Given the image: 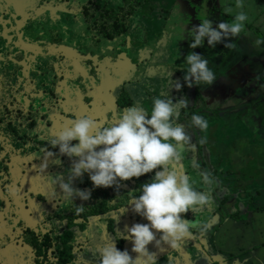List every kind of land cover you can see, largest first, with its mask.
<instances>
[{"label":"flooded vegetation","instance_id":"obj_1","mask_svg":"<svg viewBox=\"0 0 264 264\" xmlns=\"http://www.w3.org/2000/svg\"><path fill=\"white\" fill-rule=\"evenodd\" d=\"M193 5V0H0V264H97L99 247L117 238L116 233L148 223L127 203L140 195V186L154 172L122 181L118 190L94 188L84 173L72 186L91 190V198L74 200L75 206L85 207L77 216L74 205L58 199L59 187L55 197L37 169L46 162L42 175L63 174L67 181L75 158L51 148V138L81 116L107 126L131 106L145 107L150 115L152 99L162 92L174 103L189 97L177 123L193 136L196 150L186 154L181 170L197 181V190H204L191 168L195 159L201 170L212 172L217 184L212 207L183 217L208 222L203 235L193 230V238L179 249H158L153 243L148 250L156 254L158 264H192L196 257V264H223L222 214L254 211L253 175L259 159L251 149L254 143L244 145L240 139L242 135L247 140L250 131L237 111L245 95L236 93V113L222 117V102L200 93L209 91L208 86L188 87L183 79L189 53L213 62L220 85L226 60L222 49L208 46L207 38L203 46L190 48L192 29L205 18L203 6ZM176 83L184 84L177 90ZM192 115L208 120L207 132L192 126ZM228 124L235 125L230 141L225 134ZM253 127L254 140L257 131L264 130ZM201 136L207 137V144H199ZM45 149L54 153L47 161ZM245 151L251 153L245 157ZM56 159L61 163H53ZM239 188L244 189L239 195L245 196L233 192ZM252 238L249 233L243 240ZM114 243L136 256L130 240Z\"/></svg>","mask_w":264,"mask_h":264},{"label":"clouds","instance_id":"obj_2","mask_svg":"<svg viewBox=\"0 0 264 264\" xmlns=\"http://www.w3.org/2000/svg\"><path fill=\"white\" fill-rule=\"evenodd\" d=\"M235 7L241 11L234 15L232 22L222 21L215 27L213 21L207 18V13H204L205 18L192 29L190 48L203 46L207 38V44L212 48L222 43L225 48L234 49L236 45L231 38L240 36L249 19L242 10L243 0H236ZM232 12V7L225 8V14ZM185 63L188 68L183 79L188 87L194 84L210 86L216 81L217 76L209 68L208 59L202 55L189 53ZM175 88L179 90L181 85L176 83ZM185 107H188L187 99L174 103L168 92H162L152 99L150 115L145 107L131 106L107 126L89 116H81L70 121V127L50 139L51 148H58L61 156L75 158L67 170V181L63 174L42 175L48 166L46 162L37 169L52 186L55 197V188L59 187L62 195L58 199L64 203L74 205L77 198L81 201L91 198V190L72 186L73 181L84 173L88 174L94 188L115 186L118 190L120 182L154 172L151 180L140 186V195L132 196L127 203L135 214L145 218L148 223L133 224L127 228L126 234L116 233L118 239L131 241V252L136 256L130 255L128 250H119L114 243L118 239L113 238L99 247L97 264H158L156 254L148 250L149 244L154 243L158 249L167 245L175 250L180 248L183 241L193 238V230L200 235L208 230L209 223L204 220L183 218L189 211L196 215L202 209L212 207V192L217 184L212 172L201 170L195 159L190 161L191 168L200 178L204 190H197V181L181 170L186 154L196 150L193 136L189 135L184 125L177 123L180 109ZM191 124L201 133L207 132L209 128L208 120L201 115H192ZM199 144H207V137L201 136ZM43 152L45 161L54 155L48 149ZM53 163L60 164L61 161L56 159ZM125 210L123 207L121 214ZM84 211L82 204L75 206L77 216Z\"/></svg>","mask_w":264,"mask_h":264},{"label":"crops","instance_id":"obj_3","mask_svg":"<svg viewBox=\"0 0 264 264\" xmlns=\"http://www.w3.org/2000/svg\"><path fill=\"white\" fill-rule=\"evenodd\" d=\"M260 16L261 23L256 21L254 30L245 32L246 36L243 43L240 41L241 44L237 45L241 50L236 48L237 51L233 52L234 54L226 55L222 77L223 81L227 83L234 82L233 86L241 92L242 96L246 95L243 99L240 97V107L244 100H249L252 103L249 106L245 105L246 108L240 111V122L247 127L250 126V131L246 135L247 140L241 139V142L244 145L251 141L255 144L257 140L258 144L263 145L261 153L264 156V133L261 134L257 131L258 134L254 140L256 135H251L252 132H256V128L253 127L255 124L258 126L257 128L260 127L264 130V85L258 96H255V90L247 85L249 82L255 83L259 79L264 84V11L260 12ZM240 36L235 37L232 42L236 43ZM257 41H261V43H257ZM234 55L235 57H232ZM251 90H254L252 96L254 102L249 97ZM258 102L260 103L257 104ZM249 108L251 111L248 112ZM244 112L250 114L244 115ZM262 162V158L257 161L255 167L257 170L253 175L257 189L255 203H253L254 211L251 214H234L228 213V211L222 214L225 219L222 226V261L226 259L223 264H264V178L262 177L264 165ZM260 179L263 180L260 181ZM249 233L253 236L252 242L243 240L245 234Z\"/></svg>","mask_w":264,"mask_h":264},{"label":"rangeland","instance_id":"obj_4","mask_svg":"<svg viewBox=\"0 0 264 264\" xmlns=\"http://www.w3.org/2000/svg\"><path fill=\"white\" fill-rule=\"evenodd\" d=\"M193 3H194L195 6L196 5L203 6L204 12L207 13V18H209V19H211L213 21L214 27H215V25L217 23L222 22V21H226V22H229V23L232 22V20L234 18V15L238 11H241V9H237L235 7L236 0H193ZM243 4H244V7H243L242 10L247 14V16L249 18L248 21L245 22V30L240 34L241 36L237 40V42L235 43L236 47L234 49L226 48L227 52H223V50L225 51V47H224V45L222 43L221 44H217L215 46V48L218 47L219 49H222V54H223L222 56H224L225 54L227 55L229 53H231V55H232V53L233 52L235 53V51H237V49L241 50L239 48V46L237 47V45L243 43L244 38L246 36L245 32H249V31H251V29L254 30V28H255L254 26H256V21H260V18H261L260 12L264 11V0H243ZM226 7H232L233 12L230 13V14H225V8ZM260 23H261V21H260ZM196 26H198V24ZM231 39L235 40V38H231ZM240 41H242V42L240 43ZM232 57H235V55L232 56ZM212 64H213V62L211 64L209 63L208 66H209V68H211L213 70V67L210 66ZM224 64H225V60L222 62V68H223ZM221 83H222V85L219 84V79H217L212 85L208 86L209 89H210L209 91H204V89L203 90L201 89L200 93H203V95H204V97L206 99H217V100H220L222 102V117H225V116L227 117V116H231V115L236 113V111H235L236 107L234 106V103H233L234 100L233 99H234V96L236 95V93H239V90H236L235 86H233L234 82L227 83V82L222 80ZM182 84H184V83H181L180 85L182 86ZM247 85L249 87L253 88L255 90V93H254L255 96H258V95H260L262 86L264 84H263V81L261 79H259L257 82H255V83L254 82L253 83L249 82ZM217 86H221L222 88L223 87L224 88L227 87L228 91L224 92L222 90V92H221V90L219 88H217V90H215V87H217ZM184 88L185 87H183V89ZM254 90H251L249 92V95H250L249 97H251V101L252 102L255 101L254 99H252ZM194 92L195 91L193 90V94H194ZM220 93H222V94H220ZM236 96L237 97L241 96V93L237 94ZM187 98H189V97H185L184 99H187ZM242 99H243V97H242ZM259 103L260 102H258L257 104H259ZM241 104H242V106L240 107V105H239L238 106L239 108H238L237 111H241L239 109H243L244 110L246 108V106H249L252 103L249 100L248 101L244 100ZM250 109L251 108H249L248 112L251 111ZM248 112H244V115L245 114L249 115ZM240 119H241V117H240ZM223 120L224 121L225 120L228 121L227 119H223ZM233 127H235L234 124H228L227 129L225 130V134H226V137H227L228 141H230V139H231V136L229 134H231V129ZM240 139H242V135H241ZM244 139H245V136L243 138V141H244ZM262 147H263V145L255 143L254 146H252V148H251L254 153L258 154V159L259 160L263 157V155L261 153L262 152ZM250 153L251 152L245 151V157L248 154H250ZM237 154L240 155V153H237ZM255 160H256V158H254V161ZM243 163L245 165H247L245 161ZM249 164H250V167L254 166V162L253 161L250 162ZM262 177L264 178V171L262 172ZM262 180L263 179H260V181H262ZM231 190L232 189H228V191H231ZM233 192H235V191H233ZM191 257H194V255H191ZM196 258L193 259V263L191 261L192 264H196L195 263V259ZM187 260H189V259H187Z\"/></svg>","mask_w":264,"mask_h":264},{"label":"water","instance_id":"obj_5","mask_svg":"<svg viewBox=\"0 0 264 264\" xmlns=\"http://www.w3.org/2000/svg\"><path fill=\"white\" fill-rule=\"evenodd\" d=\"M231 189V188H230ZM244 189H242V188H239V189H237V190H235V194H237L238 196H240V197H243V196H245V195H239V193L240 192H242ZM224 261H226V259H224ZM231 264H239V263H231Z\"/></svg>","mask_w":264,"mask_h":264},{"label":"trees","instance_id":"obj_6","mask_svg":"<svg viewBox=\"0 0 264 264\" xmlns=\"http://www.w3.org/2000/svg\"><path fill=\"white\" fill-rule=\"evenodd\" d=\"M243 140V139H242Z\"/></svg>","mask_w":264,"mask_h":264}]
</instances>
